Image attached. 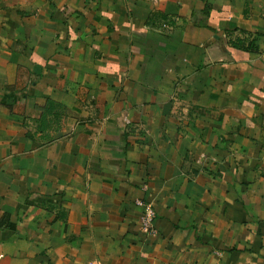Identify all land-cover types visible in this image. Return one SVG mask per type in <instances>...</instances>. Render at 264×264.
Returning a JSON list of instances; mask_svg holds the SVG:
<instances>
[{"label": "crops", "instance_id": "1", "mask_svg": "<svg viewBox=\"0 0 264 264\" xmlns=\"http://www.w3.org/2000/svg\"><path fill=\"white\" fill-rule=\"evenodd\" d=\"M0 264H264V0H0Z\"/></svg>", "mask_w": 264, "mask_h": 264}, {"label": "built area", "instance_id": "2", "mask_svg": "<svg viewBox=\"0 0 264 264\" xmlns=\"http://www.w3.org/2000/svg\"><path fill=\"white\" fill-rule=\"evenodd\" d=\"M141 209L140 223L142 231L148 237H154L158 234L156 227V208L153 202H137Z\"/></svg>", "mask_w": 264, "mask_h": 264}]
</instances>
